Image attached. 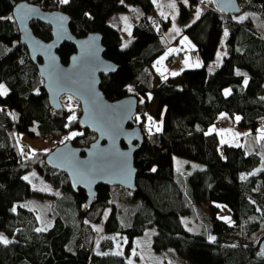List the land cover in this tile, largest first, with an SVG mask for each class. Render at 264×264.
Masks as SVG:
<instances>
[{
	"label": "trees",
	"instance_id": "trees-1",
	"mask_svg": "<svg viewBox=\"0 0 264 264\" xmlns=\"http://www.w3.org/2000/svg\"><path fill=\"white\" fill-rule=\"evenodd\" d=\"M19 1L0 0V17L5 18L0 19V84L8 88L6 96L0 95V230L11 241L0 242V264H131L127 258L134 239L153 225V248L173 246L191 263L264 264L262 156L243 144L222 141L218 131L211 129L214 124L224 126L221 119L227 125L228 117L251 133L258 129L264 133V0H238L240 13L246 12L243 20L240 13L218 11L210 0L179 1L182 20L195 11V4L200 6L199 19L180 35L193 40L202 65L164 78H155L152 65L166 50L161 35L169 20L155 12L154 0H70L67 5L59 0H27L68 13L77 37L93 31L102 34L104 56L118 65L114 72L100 74V88L108 99L134 94L139 107H149L151 97L156 102L160 131L145 129L134 153L136 189L99 184L90 204L84 190L74 191L67 175L45 162L50 150L21 152L20 133L33 138L51 135L47 140L54 142L53 147L64 142L70 131L82 133L70 139L76 146L89 144L96 134L81 128L78 116L70 121L66 106L60 110L50 106L43 78L20 42L12 16ZM130 5H138L142 14L132 25L125 47L110 19ZM30 24L41 39L52 37L48 24L38 20ZM225 30L228 35L222 40ZM221 43L224 53L217 60ZM74 51L72 43L64 42L58 49L61 61L67 63ZM210 62L215 64L212 70ZM237 70L244 75H237ZM145 119L142 113L135 122L147 128ZM174 155L203 163L188 174L187 195L174 170ZM34 168L63 191L55 199L65 204L64 215L55 213L46 228L39 227L35 211L22 203L41 194L24 179ZM194 206L208 225L195 224L197 232L186 226L193 225L192 215L199 221ZM222 209L230 212V221L220 216ZM101 220L105 234L118 232L126 237L124 255L95 251L99 232L93 225ZM100 245L110 248L112 239L104 238Z\"/></svg>",
	"mask_w": 264,
	"mask_h": 264
},
{
	"label": "water",
	"instance_id": "water-1",
	"mask_svg": "<svg viewBox=\"0 0 264 264\" xmlns=\"http://www.w3.org/2000/svg\"><path fill=\"white\" fill-rule=\"evenodd\" d=\"M213 4L225 14L242 11L238 0H215ZM30 9L35 11L29 12ZM25 13H28L27 18H24ZM12 16L20 42L26 46L43 78L50 106L60 110L64 107L61 97L72 95L80 103V127L96 134L95 139L84 146H76L71 140L56 145L47 153L45 162L66 174L74 191L84 190L88 204L99 184L134 191L137 173L134 153L143 141L141 126L134 124L139 98L131 94L110 100L100 88V74L108 75L118 67L103 54L102 34L93 31L77 37L70 29L68 13L60 9L47 10L27 0L14 5ZM61 16L67 19L60 20ZM33 20L51 27L49 40L33 32L30 24ZM64 42L75 46L67 63L61 61L58 52ZM261 248L264 255V240Z\"/></svg>",
	"mask_w": 264,
	"mask_h": 264
},
{
	"label": "rangeland",
	"instance_id": "rangeland-1",
	"mask_svg": "<svg viewBox=\"0 0 264 264\" xmlns=\"http://www.w3.org/2000/svg\"><path fill=\"white\" fill-rule=\"evenodd\" d=\"M155 1V12L161 14L163 17L169 20V25L167 29L162 33L161 40L166 45V50L155 60L152 65V70L156 75H161L162 78L167 76H173L172 73H180L186 68L196 67V64L202 65V59L199 55L198 49L193 42V40L186 34L180 35L183 31V28L189 25L194 19H196V12L200 9V6L195 4V11L185 20L180 18V2L185 0H154ZM189 0H187L188 4ZM175 4V7L171 5ZM114 16L111 17V23L113 26L119 29L122 39L123 45L128 43V36L130 34L131 27L134 23H136L139 17L142 14L141 8L138 5H130V9L128 11H118L113 13ZM246 12H242L238 14V16H244ZM256 15V14H255ZM225 32V31H224ZM224 32L222 35V40H224ZM179 37V39H177ZM170 49L174 51H169ZM175 55L180 56L181 62H169L168 58L174 57ZM163 58V59H161ZM185 60L188 61V64H185ZM215 64L209 63V70H212V67ZM156 78V77H155ZM179 81V79H177ZM226 89H230V87H226ZM65 96V98H62ZM61 97L62 103L71 111V116L74 114L77 117L80 114V103L78 99L73 97L72 100H69L68 97L70 95H63ZM151 104L149 107L138 106L137 114L135 116L139 119L140 114H144L145 123L147 128H141L144 133L145 129H151V131L156 130L157 127L160 128L158 120L155 118V108L156 102L154 98L151 97ZM71 105V109L69 108ZM140 109V110H139ZM151 117V120H149ZM228 124L224 126H218L216 124L211 126V129H216L221 137L222 141L243 144L247 147L248 151H256L260 153L262 156V164L260 168L264 167V133L261 129H258L257 132L251 133L249 131L250 128L239 127L234 121L226 117ZM134 124L139 125L137 122ZM77 131H70L67 136H70L71 133ZM51 137V135L43 138H33L28 136L27 134L20 133L19 141L21 144V152H24V147L27 146V153H32L36 150L48 151L51 150L54 145V142L47 140ZM73 138V137H72ZM70 140V139H68ZM67 141V140H65ZM64 141V142H65ZM63 142H58L61 144ZM57 144V145H58ZM55 147V146H54ZM173 164L174 170L176 172L177 177L181 179L183 183H185L184 189L187 195V185L188 182V174L196 169L203 167V163L191 160L182 156H173ZM27 176L29 181L32 183L35 190L41 192V194H34L22 201V203L33 209L38 217L39 227L46 228L50 226L53 222L55 213L63 214L62 207L65 205L64 203L58 201L55 198H60L62 196V187L56 186L52 180L45 177V175L38 171L36 168L28 170L24 177ZM118 187V186H117ZM259 187L264 190V182L261 181ZM120 188V187H118ZM196 206H194V211L197 213L198 220L194 219V215L191 216V220L193 225L186 224L187 229L190 231H200L194 228L195 224H205L207 220L204 218L203 214L200 213ZM108 210L104 213L103 219L108 215ZM220 216L224 219L231 220L230 212L227 209H222L220 211ZM189 221V220H188ZM186 223V221H185ZM94 228L99 232L97 245L95 247V251L98 253H119L121 255L125 254V244L126 237L121 235L118 232L104 233L103 232V220L95 223ZM156 232V227L148 226L142 234L137 236L134 239L133 247L130 250V254L128 255V261L131 264H194L188 261L185 257L177 252L175 247L168 246L161 250H155L153 248V237ZM0 234H3L4 237L9 239L7 235L4 234L2 230H0ZM111 238L113 245L110 248L101 247L100 243L104 238Z\"/></svg>",
	"mask_w": 264,
	"mask_h": 264
},
{
	"label": "snow or ice",
	"instance_id": "snow-or-ice-1",
	"mask_svg": "<svg viewBox=\"0 0 264 264\" xmlns=\"http://www.w3.org/2000/svg\"><path fill=\"white\" fill-rule=\"evenodd\" d=\"M59 2H60L61 4H65V5H67V4L70 3V0H59ZM210 2H215V0H210ZM185 3H187V0H185ZM201 3H203V0H201ZM171 6H172V7H175V4H172ZM32 11H35V10H34V9H30V10H29V12H32ZM200 14H201V12H200V10L198 9L197 12H196V18H197V19H199ZM27 15H28V13H25L24 18H27ZM86 15H87V14H86ZM0 19H5V18L0 17ZM6 19L11 20V19H13V18H12V17H7ZM59 19H60V20H65V19H67V17H63V16H61ZM239 19H240V20H243V19H246V17H245V16H241V17H239ZM224 35H225V37L228 35L227 30H225ZM126 46H127V44H125V47H126ZM169 51L171 52V51H174V50L170 49ZM161 59H163V58H161ZM185 64H188V61H187V60H185ZM195 66H196V67H199V64H196ZM178 74H179V73H175V72L172 73V75H178ZM236 74H237V75H244L243 73L239 72V70H237ZM247 83H248V81H247V79H245V80H244V84L246 85ZM129 91H131V86H129ZM230 91H231L230 89H226V90H225V95H229V94H230ZM7 94H8V88H7L4 84H0V95H4V96H6ZM72 98H73V97H72L71 95L68 97L69 100H72ZM69 108L71 109V105H69ZM0 111H2V109H0ZM10 115H11V113H10ZM13 118H15V116H13ZM74 119H76V117H75L74 114H73L72 116L69 117V120H70V121H71V120H74ZM237 119H239V117H237ZM149 120H151V117H149ZM156 130H157V131H160V128L157 127ZM149 131H151V129H149ZM77 135H82V133L73 132V133L70 134V136L65 137V140L71 139L72 137L77 136ZM153 171H155V169H153ZM241 178L243 179L244 177H241ZM24 179H25V180H28L29 178H28L27 176H25ZM13 211H15V209H13ZM36 230H37V231H41V229H39V228L36 229ZM210 239H211V240H215V237H210ZM0 242H2V243H4V244H8V243H10L11 241H10L9 239H7L6 237H4L3 234H0ZM117 254H119V253H117ZM104 255H107V253H104Z\"/></svg>",
	"mask_w": 264,
	"mask_h": 264
},
{
	"label": "crops",
	"instance_id": "crops-1",
	"mask_svg": "<svg viewBox=\"0 0 264 264\" xmlns=\"http://www.w3.org/2000/svg\"><path fill=\"white\" fill-rule=\"evenodd\" d=\"M113 16H114V15H113ZM113 16H112V17H113ZM116 28H117V27H116ZM218 50H219L218 53H220V54L217 55V56H219V57H217V60H220L221 55L224 53V48H223L222 43H221V45L219 46ZM180 62H181V59H180ZM155 77L158 78V77H161V75H159V74L156 75V74H155Z\"/></svg>",
	"mask_w": 264,
	"mask_h": 264
},
{
	"label": "built area",
	"instance_id": "built-area-1",
	"mask_svg": "<svg viewBox=\"0 0 264 264\" xmlns=\"http://www.w3.org/2000/svg\"><path fill=\"white\" fill-rule=\"evenodd\" d=\"M172 61H173V62H176V63L180 62V56L177 55L176 57H174V58L172 59ZM220 122H221L222 125H224V123H226L223 119H221ZM258 124H260V123L258 122ZM24 149L27 150L28 147L25 146Z\"/></svg>",
	"mask_w": 264,
	"mask_h": 264
}]
</instances>
